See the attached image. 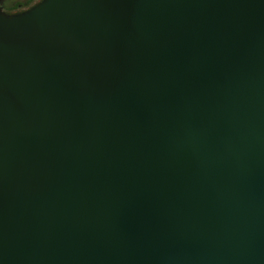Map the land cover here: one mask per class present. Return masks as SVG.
<instances>
[{
	"label": "water",
	"instance_id": "obj_1",
	"mask_svg": "<svg viewBox=\"0 0 264 264\" xmlns=\"http://www.w3.org/2000/svg\"><path fill=\"white\" fill-rule=\"evenodd\" d=\"M20 18L0 15V169L23 167L0 264H264V0Z\"/></svg>",
	"mask_w": 264,
	"mask_h": 264
},
{
	"label": "rangeland",
	"instance_id": "obj_2",
	"mask_svg": "<svg viewBox=\"0 0 264 264\" xmlns=\"http://www.w3.org/2000/svg\"><path fill=\"white\" fill-rule=\"evenodd\" d=\"M47 1L48 0H0V15L10 20L15 19V21L18 17H21L20 19L35 17L44 9ZM13 62H10V64L17 65ZM25 72L27 77L26 86H29L30 92H32L34 88L30 85L32 82L40 80V74L31 68H27ZM22 85L24 86V84ZM22 173V165L14 164V166H9L8 169H0V178L15 179L22 175Z\"/></svg>",
	"mask_w": 264,
	"mask_h": 264
}]
</instances>
